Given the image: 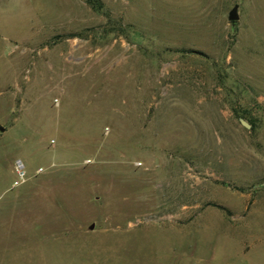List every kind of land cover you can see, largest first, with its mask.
<instances>
[{
	"label": "rangeland",
	"instance_id": "obj_1",
	"mask_svg": "<svg viewBox=\"0 0 264 264\" xmlns=\"http://www.w3.org/2000/svg\"><path fill=\"white\" fill-rule=\"evenodd\" d=\"M91 1L0 0V264H264V0Z\"/></svg>",
	"mask_w": 264,
	"mask_h": 264
},
{
	"label": "water",
	"instance_id": "obj_2",
	"mask_svg": "<svg viewBox=\"0 0 264 264\" xmlns=\"http://www.w3.org/2000/svg\"><path fill=\"white\" fill-rule=\"evenodd\" d=\"M227 18L230 19V20H233V19H236L237 18V13H236V4H233L230 9L227 11ZM240 124L242 126H244L245 128H248L249 127V124L247 122H245L244 120L242 119H238ZM91 227V225L89 226Z\"/></svg>",
	"mask_w": 264,
	"mask_h": 264
},
{
	"label": "trees",
	"instance_id": "obj_3",
	"mask_svg": "<svg viewBox=\"0 0 264 264\" xmlns=\"http://www.w3.org/2000/svg\"><path fill=\"white\" fill-rule=\"evenodd\" d=\"M88 2H93V1H91V0H88Z\"/></svg>",
	"mask_w": 264,
	"mask_h": 264
}]
</instances>
